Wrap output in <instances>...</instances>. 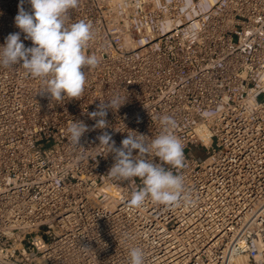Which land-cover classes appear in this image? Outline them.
Segmentation results:
<instances>
[{"label":"built area","instance_id":"2783aa9c","mask_svg":"<svg viewBox=\"0 0 264 264\" xmlns=\"http://www.w3.org/2000/svg\"><path fill=\"white\" fill-rule=\"evenodd\" d=\"M18 5L0 0V46L20 31ZM81 20L100 63L78 99L0 67V264H129L132 247L145 264H264V0H79L66 24ZM114 97L124 103L95 128L89 113ZM165 115L185 196L130 207L142 182L108 174L114 154L98 137L150 142ZM77 120L89 128L80 145L67 131Z\"/></svg>","mask_w":264,"mask_h":264},{"label":"clouds","instance_id":"9594fccd","mask_svg":"<svg viewBox=\"0 0 264 264\" xmlns=\"http://www.w3.org/2000/svg\"><path fill=\"white\" fill-rule=\"evenodd\" d=\"M24 3L25 0H20L15 17L20 31L9 34L0 46V67L19 65L30 76L43 79L45 88L41 93L49 94L51 99H78L86 85L85 69L100 63L96 55L86 54L89 42L95 38L93 26L83 20L66 24L69 10L75 9L79 0H27L31 12L25 10ZM21 33L25 40L32 42L31 47H25ZM123 103L119 97L100 103L97 111L89 113L96 120L94 127H108L107 109H118ZM160 124L162 131L150 142L148 136L136 132L129 133L120 147L115 146L107 131L98 137L100 144L114 154L115 162L108 174L123 181L139 178L142 182L140 189L131 194L130 207L139 208L147 199L170 207L185 196L184 177L172 171L183 168L185 160L182 142L170 132L176 127V121L165 115L160 118ZM67 131L72 143L80 145L81 137L89 128L77 120ZM134 150H138L135 156ZM153 158H159V162L155 163ZM128 255L129 264H145L142 248L132 247Z\"/></svg>","mask_w":264,"mask_h":264}]
</instances>
